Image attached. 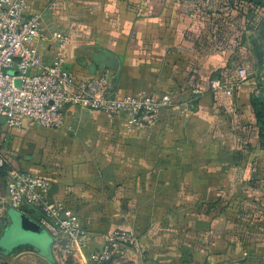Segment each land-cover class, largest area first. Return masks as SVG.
<instances>
[{
	"label": "crops",
	"instance_id": "obj_1",
	"mask_svg": "<svg viewBox=\"0 0 264 264\" xmlns=\"http://www.w3.org/2000/svg\"><path fill=\"white\" fill-rule=\"evenodd\" d=\"M29 10L43 15L44 40L36 46L45 64L62 50L68 70L79 81L108 70L109 87L116 93L143 91L173 100L149 128L129 127L125 116L116 117L123 126L111 132L123 136V145L128 138L133 141L130 158L89 162L86 178L79 162L52 166L54 175L36 168L35 173L28 162L11 166L48 177L54 200L69 192L79 197L83 186L78 182L85 180L90 187L104 181L110 198L124 200L119 215H135L133 221L90 222L87 229L80 223L89 234L84 254L102 245L93 231L119 227L169 232L183 226L193 239L187 257L174 252L168 240L153 237L158 241L153 247L141 254L129 252L116 263L264 264V162L257 157L264 150L252 103L253 97L264 100V6L218 0L215 14L195 18L188 16L187 6L172 0H29ZM53 33L68 41L61 45ZM239 67L246 69L248 80L237 82L231 95L211 91L213 78L236 84ZM87 112L66 109L65 126L76 125ZM148 153L152 158L145 157ZM101 167L108 171L99 173ZM4 196L5 182L0 180V200ZM208 204L211 210L205 208ZM8 210L3 208L0 224L3 257L20 247L6 239ZM212 210L213 222L198 220L213 215ZM47 238L48 252L31 248L53 264ZM66 264H86L84 255Z\"/></svg>",
	"mask_w": 264,
	"mask_h": 264
},
{
	"label": "built area",
	"instance_id": "obj_2",
	"mask_svg": "<svg viewBox=\"0 0 264 264\" xmlns=\"http://www.w3.org/2000/svg\"><path fill=\"white\" fill-rule=\"evenodd\" d=\"M187 6L190 18L210 16L217 12L218 0H172ZM42 13L30 12L29 0H0V119L10 128L28 125L54 130L65 124L68 108L103 112L109 117H126L129 127L154 126L161 110L173 105L169 95L149 92L120 94L109 87V71L96 78L79 81L67 68L62 50L50 64H45L37 50L44 40ZM63 45L67 36L52 35ZM248 80L245 68L236 70V84L220 78L210 80L217 94L231 95L237 82ZM199 89L193 90L198 95ZM9 165L0 149V168ZM5 196L0 200V224L3 208L30 213V217L50 237V252L57 263L66 264L84 255L86 264H116L129 249L142 251L141 242L128 230L106 234L98 251L84 252L89 243L87 230L66 206L49 197V181L9 166L5 169Z\"/></svg>",
	"mask_w": 264,
	"mask_h": 264
},
{
	"label": "rangeland",
	"instance_id": "obj_3",
	"mask_svg": "<svg viewBox=\"0 0 264 264\" xmlns=\"http://www.w3.org/2000/svg\"><path fill=\"white\" fill-rule=\"evenodd\" d=\"M87 113L88 115L83 114V116L80 117V120L76 125L71 124L65 126L64 124L62 127L54 130L43 129L31 125L15 129L0 126V149L9 164H5V169L9 166L18 165V163L22 164L23 162H28L34 167L35 173L36 169L40 172L45 169L46 172L54 175L53 170H49L52 166H58L61 164L71 166L76 164V162H79V164H82L79 168L83 170L81 174L86 178L87 169L89 168L86 166H89V162L91 164L93 162L102 163L105 160L118 159L121 157L124 158L125 155H128V158H130V154L132 152L131 150L133 149L130 144L133 143V141H130L128 138V140H126L128 141V145H123V136L116 131L111 132L112 128H120L123 126L120 121L121 119L111 118L103 112ZM93 113H102L105 117H96V114ZM65 127L66 130H64ZM259 146L261 150H264V133L263 140L259 142ZM209 153L211 152L209 151ZM259 154L260 155L257 157L264 162V151L262 155L261 153ZM145 157L152 158V153H148ZM5 169L0 168V180L4 179ZM99 171V173H106L108 170L105 167H101ZM39 173L37 172V174ZM53 175H51V177H54ZM42 176L50 183V179L48 177L44 175ZM148 176H150V174L144 175L145 180ZM256 176L258 177L259 173L256 174ZM78 183L83 186L77 191L80 193L79 197H76L72 194V192H69L65 198L57 201L63 203L68 211L76 217L79 223H81L85 228L90 222H93L92 225L101 226L103 223L111 224L115 221L117 222L119 219L123 220L125 217L128 221H133L135 219V215H119L120 209L124 206L125 202L120 198H110L107 194L109 186L106 185L104 181L96 182L95 187H90L86 183V180ZM74 188L76 189V186H74ZM69 189H71V185ZM87 190L90 195L87 194ZM205 208L207 210L212 209L209 204ZM200 217L201 218L198 220L203 222L207 218L208 222H213V218H215L214 213L213 215L208 214V216ZM114 230H128L132 232L141 242L142 252L146 249H150V247H153L151 243L158 242L154 240V238H157L158 240H168L170 244L175 245L173 251L179 252L182 258L189 255V248L187 247V244H190V242L193 241L189 231L183 226L179 229L177 228V230L169 232H157L152 229L148 232L139 231L140 229L114 227L112 229L99 232L93 231V233L100 234L103 245V237ZM90 232L92 233V231ZM167 235H169V238ZM47 236L48 233L45 230L42 231L39 236H14L15 240H17L16 242H19L20 247L13 251H6L5 257L0 256V264H49L48 262L46 263V259H44L40 254V252H48L46 249L48 245L46 241V239H48ZM6 239L11 240V236L9 235L8 237L7 235ZM102 245H100L96 251H98ZM32 246L39 249L40 252L32 249ZM2 251L3 250H0L1 254L4 253ZM129 252L137 254L142 253L129 249L123 253L120 259H122L126 254L128 255ZM52 263L57 264L55 259Z\"/></svg>",
	"mask_w": 264,
	"mask_h": 264
},
{
	"label": "water",
	"instance_id": "obj_4",
	"mask_svg": "<svg viewBox=\"0 0 264 264\" xmlns=\"http://www.w3.org/2000/svg\"><path fill=\"white\" fill-rule=\"evenodd\" d=\"M255 3L264 6V0H252ZM264 77V73H263ZM263 94H264V83H263ZM1 122H4V119L1 118ZM7 215L10 221V229L8 233L11 236V240L7 239L10 246H17L19 242H16L15 237H24L25 235L29 236H39L42 231H44L29 215L30 213L15 211L9 209ZM16 242V243H15Z\"/></svg>",
	"mask_w": 264,
	"mask_h": 264
},
{
	"label": "trees",
	"instance_id": "obj_5",
	"mask_svg": "<svg viewBox=\"0 0 264 264\" xmlns=\"http://www.w3.org/2000/svg\"><path fill=\"white\" fill-rule=\"evenodd\" d=\"M244 1L247 6L250 7H263L252 0H242ZM253 108L255 113V124L257 127L258 133V143L263 140V133H264V100L259 98L253 97Z\"/></svg>",
	"mask_w": 264,
	"mask_h": 264
}]
</instances>
